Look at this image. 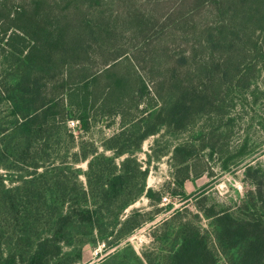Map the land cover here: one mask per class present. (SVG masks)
Instances as JSON below:
<instances>
[{
    "label": "trees",
    "instance_id": "1",
    "mask_svg": "<svg viewBox=\"0 0 264 264\" xmlns=\"http://www.w3.org/2000/svg\"><path fill=\"white\" fill-rule=\"evenodd\" d=\"M145 1L152 2L149 11L133 6L122 13L115 6L131 0H0V264H74L84 244L100 240L114 250L99 264H121L115 262L121 257L128 264L214 259L188 222L163 230L159 240L154 235L151 254L140 256L128 243L162 210L159 190L146 186L150 159L136 153L163 126L181 129L203 114L220 83L227 93L248 87L245 70L264 57V39L246 40V28L264 0ZM129 25L139 33L132 49L142 54L132 58L155 83V103L113 110L117 84L105 75L129 51L117 40ZM146 78L139 76L134 94L148 91ZM94 106L121 118L101 150L81 138L90 123L80 110ZM68 107L80 109L76 132L68 126ZM190 146L176 145L173 157L187 163ZM244 171L252 189L236 210L208 215L212 250L226 264H264V170L247 163ZM141 196L150 209L125 212ZM176 209L172 218L182 211Z\"/></svg>",
    "mask_w": 264,
    "mask_h": 264
},
{
    "label": "rangeland",
    "instance_id": "2",
    "mask_svg": "<svg viewBox=\"0 0 264 264\" xmlns=\"http://www.w3.org/2000/svg\"><path fill=\"white\" fill-rule=\"evenodd\" d=\"M131 1L132 4L117 5L115 9L118 8L120 12L125 13L134 6L147 12L152 6V2L148 3L145 0ZM154 13L159 14L161 10ZM128 27L127 31L118 32L117 40L128 47L129 51L125 57L119 58L110 68L109 74L105 75L117 84V90L113 89L110 97L118 98L117 102H113L115 103L113 110H126L135 101L141 102V107L152 106L155 103V83L152 79L146 78V71L141 68L144 63L136 65V61L133 60L134 57L140 58L142 55L132 49V44L137 41L133 34L137 36L139 33H133L132 25ZM263 30L264 1L249 16L246 40L255 37L258 40L264 39ZM113 52L111 51L110 55H113ZM1 68L2 66L0 74ZM245 73L249 83L246 89L240 87L227 93L224 84L220 83L216 87L217 89L220 87L218 93L213 100L202 106L204 113L197 115L193 122L187 123L181 129L175 128L172 124L170 128L163 126L157 134L147 136L142 142L136 154L142 161L150 159V163H146L149 165L146 186L159 190L160 201L156 206L162 210L153 220L137 228L126 239L138 255L141 256L142 251L150 254L154 252V247L158 244L155 240L162 238L160 235H164L163 230L172 232L180 228L181 222H188L191 227L198 229L196 232L203 250L214 255L216 262L213 263V259L209 264H226L221 253L212 250L214 243L209 232L208 215L226 207L236 210V206L240 205L246 192L252 189L244 171L247 163L264 170V57H258ZM141 74L146 78L148 91L134 94L138 90V78ZM44 82L53 84L52 80ZM103 84L101 81L95 87L101 89ZM100 103L102 101H97L96 105ZM113 103L107 102L108 105ZM95 106L87 111L68 107L67 118L76 120L78 118L76 110H80L82 115L88 113L86 120L90 123V129L83 132L81 138L84 140L90 138L101 150V140L118 130L121 118L115 113L100 114L98 109L95 110ZM182 142L191 145L189 148L192 154L185 164L180 163V156L173 157L174 147ZM156 154L160 156L157 157ZM79 166L85 169L86 164L80 162ZM180 192H184L188 198L183 200ZM168 203L173 206L169 210L163 209ZM131 208L149 210L148 198L141 196L129 205L125 212ZM176 208L182 211L172 218L173 214L174 216L177 214ZM168 218L169 221L164 223ZM2 247L4 246L0 245V248ZM113 250L114 248H106L102 240L96 245L88 242L81 248V257L74 264H99ZM124 255L129 256L127 252ZM128 259L121 257L115 262L128 264L130 263ZM49 264L57 262L54 260Z\"/></svg>",
    "mask_w": 264,
    "mask_h": 264
},
{
    "label": "built area",
    "instance_id": "3",
    "mask_svg": "<svg viewBox=\"0 0 264 264\" xmlns=\"http://www.w3.org/2000/svg\"><path fill=\"white\" fill-rule=\"evenodd\" d=\"M68 126L73 129L74 132H76V128L78 126V121L74 119L68 120Z\"/></svg>",
    "mask_w": 264,
    "mask_h": 264
}]
</instances>
